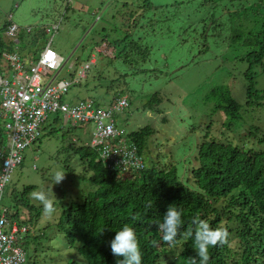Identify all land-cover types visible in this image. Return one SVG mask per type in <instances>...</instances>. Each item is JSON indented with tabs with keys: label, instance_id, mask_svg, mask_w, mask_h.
<instances>
[{
	"label": "rangeland",
	"instance_id": "374dc122",
	"mask_svg": "<svg viewBox=\"0 0 264 264\" xmlns=\"http://www.w3.org/2000/svg\"><path fill=\"white\" fill-rule=\"evenodd\" d=\"M144 1L150 3L151 10L142 9ZM200 2L0 0V29L8 22L20 28L17 44L6 33L2 36L21 56L29 50L37 57L51 41V48L63 59L55 81L75 79L79 69L92 59L94 63L90 64L86 77L69 89L63 101L74 105L91 99L107 106L116 95L125 96L128 107L115 115L117 126L126 135L144 126L155 131L142 155L145 167L155 170L174 167L178 180L198 191L191 170L198 166V148L204 141L264 152V93L253 96L260 105L245 103L247 74L252 73L255 88L264 91L262 66L257 64L250 69L243 58L254 48L240 41H227L226 32L220 38L209 37V49L205 51L200 27H192L191 23L207 11L218 13L221 8L197 9ZM240 4L249 8L250 18L242 23L245 32L258 29L260 17L256 24L252 15L254 11L264 12V0H240L233 3V10ZM131 16L136 19L135 26L131 25ZM54 24H59L58 31L46 33ZM28 28L30 33L25 32ZM126 32L149 47L146 61L139 62L136 56L131 58L137 63L130 58L126 62L114 58L115 51L109 45ZM3 66L1 57V74ZM6 74L9 76L8 71ZM221 85L228 87L241 105L240 117L232 122L214 107V102L206 99L212 88ZM155 92L162 99L158 113L143 108ZM49 130L52 132L48 133ZM90 138L89 126L84 129L64 125L61 114L51 115L41 138L23 152L22 164L13 169L3 205L8 210L17 209L19 220L29 219L28 234L22 242L25 264L86 263L78 252L80 242L69 245L58 222L70 203H82L99 188L89 180L92 171L70 148L88 146ZM57 170L65 172V179L54 185L52 177ZM27 187H33L32 191L45 190L54 200L56 211L51 216L44 215L39 202L31 199L32 191L23 193ZM15 200L22 205L16 206ZM221 203L216 206L219 208Z\"/></svg>",
	"mask_w": 264,
	"mask_h": 264
},
{
	"label": "trees",
	"instance_id": "16d2710c",
	"mask_svg": "<svg viewBox=\"0 0 264 264\" xmlns=\"http://www.w3.org/2000/svg\"><path fill=\"white\" fill-rule=\"evenodd\" d=\"M238 1L201 0L197 9L208 7L215 10L220 6L221 10L218 13L207 11L199 16V20L191 23L192 27H200L205 51L209 49L208 38H220L223 32L227 33V41H240L244 46L254 48L243 59L250 69L260 64L264 71V12L260 14L254 11L252 16L256 24L260 17L259 28L245 32L242 23H247L250 18L247 14L249 8L240 4L233 10V3ZM226 5L230 7H223ZM142 9L151 10L150 3L144 1ZM130 18L131 25L135 26L136 19L132 16ZM8 26L6 23L0 29V59L3 51H14L10 42H5L2 36ZM187 28H191V25H187ZM109 46L115 51L114 58L123 62L129 58L136 62L131 56L138 57L139 62L146 61L150 55L149 47L129 32ZM33 54L26 50L22 58L35 60ZM246 77L248 88L245 103L248 106L260 105L256 97L264 91L255 88L252 73ZM120 96L116 95L109 104ZM206 99L214 102V107L221 109L231 122L240 117L241 105L233 98L228 87L221 85L212 88ZM161 102L159 93L155 92L148 97L143 108L158 113ZM51 132L49 130L48 133ZM154 133L152 127L144 126L127 134V139L137 147V155L143 163L142 169L132 173L107 169L89 144L70 147L80 155L87 169L92 171L89 180L99 188L82 203L72 202L63 210L58 227L64 232L68 244L73 246L76 241L80 242L78 252L85 258V264H116L118 259L123 258L113 256L110 241L116 231L128 225L135 229L142 264H188L190 257L199 261L194 239L186 236L189 229L194 230L192 218L199 216L213 228L223 227L230 233L229 242L224 246H210L208 264H264V152L243 151L230 144L204 141L198 148V166L191 170L198 188V191H194L178 180L174 167L167 170L145 167L142 155ZM33 189L27 187L23 193ZM220 201L222 203L218 208L216 203ZM15 205L22 204L15 200ZM170 205L182 212L183 221L179 235L171 246L162 241L157 226ZM134 215L138 216L137 220L132 219ZM8 216L27 227L29 219L19 220L17 209L9 208Z\"/></svg>",
	"mask_w": 264,
	"mask_h": 264
},
{
	"label": "built area",
	"instance_id": "2783aa9c",
	"mask_svg": "<svg viewBox=\"0 0 264 264\" xmlns=\"http://www.w3.org/2000/svg\"><path fill=\"white\" fill-rule=\"evenodd\" d=\"M10 18V17H9ZM54 24L46 33L58 31ZM20 28L9 23L6 34L18 43L16 34ZM30 33V29H25ZM4 66L0 73V264H24L26 252L22 247L28 233L25 225L8 216L3 205L4 191L13 169L23 161V152L43 134V128L51 115L61 114L64 125L89 126V146L109 170L132 173L142 169L137 147L127 139L125 132L115 123L114 115L128 107L125 96L107 106L91 99L76 104L63 101L69 89L86 77L92 59L79 69L72 80L55 81L61 71L63 59L51 48L49 41L34 59L25 60L17 49L3 51ZM6 71L9 72L6 74ZM6 76V77H5ZM54 123V119H53ZM108 156V157H107ZM107 157V158H106ZM124 160V164L122 162Z\"/></svg>",
	"mask_w": 264,
	"mask_h": 264
},
{
	"label": "clouds",
	"instance_id": "9594fccd",
	"mask_svg": "<svg viewBox=\"0 0 264 264\" xmlns=\"http://www.w3.org/2000/svg\"><path fill=\"white\" fill-rule=\"evenodd\" d=\"M122 162L124 164V160ZM52 178L54 185L59 184L65 179V172L57 170ZM30 197L39 202L44 215L51 216L56 211L54 200L45 190L32 191ZM181 217L182 212L175 206L170 205L162 218V222L157 225L162 234V241L169 246L175 243L179 235L183 224ZM132 219L137 220L138 216L134 215ZM191 223L194 230L189 229L186 236L194 239V249L199 261L194 257H190L188 258V264H208L210 246H224L229 242L230 233L223 227L213 228L208 221L201 219L199 216L193 217ZM110 248L113 256L123 258L118 259L116 264H142L140 245L133 227L125 225L116 231L114 238L110 241Z\"/></svg>",
	"mask_w": 264,
	"mask_h": 264
},
{
	"label": "crops",
	"instance_id": "0c3cea01",
	"mask_svg": "<svg viewBox=\"0 0 264 264\" xmlns=\"http://www.w3.org/2000/svg\"><path fill=\"white\" fill-rule=\"evenodd\" d=\"M22 54H24V53H22ZM24 55H25V54H24ZM40 138H41V137H40ZM40 138H39V139H40ZM39 139H38V140H39ZM6 187H7V186H6ZM5 189H6V188H5Z\"/></svg>",
	"mask_w": 264,
	"mask_h": 264
}]
</instances>
